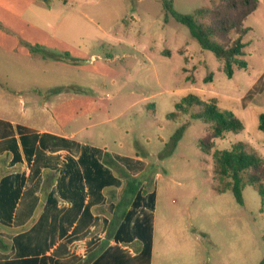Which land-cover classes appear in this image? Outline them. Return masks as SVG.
I'll return each mask as SVG.
<instances>
[{"label":"rangeland","instance_id":"374dc122","mask_svg":"<svg viewBox=\"0 0 264 264\" xmlns=\"http://www.w3.org/2000/svg\"><path fill=\"white\" fill-rule=\"evenodd\" d=\"M218 1L0 0V113L25 115L28 99L36 96L39 108L31 121L37 126L58 130L57 121L69 133L81 129L78 137L107 149L127 173L133 160L143 162L148 180L131 213L141 206L134 199L152 189L145 199L154 208L147 228L152 264L264 259V198L250 184L243 187V205L230 190L218 193L213 158L215 150H230L236 142L264 158V132L258 129L264 113V0L244 21L250 29L243 37L248 67L235 68L232 77L166 8L168 3L178 14L193 15ZM190 94L214 99L243 129L204 150L200 142L210 124L191 116L199 107L168 117Z\"/></svg>","mask_w":264,"mask_h":264},{"label":"crops","instance_id":"0c3cea01","mask_svg":"<svg viewBox=\"0 0 264 264\" xmlns=\"http://www.w3.org/2000/svg\"><path fill=\"white\" fill-rule=\"evenodd\" d=\"M28 102L18 118L0 113V264H152L154 208L145 206L152 189L144 199L136 195L141 206L131 213L135 196L126 192L122 164L78 137L81 129L37 126L31 120L40 101ZM144 167L133 160L128 174L139 177Z\"/></svg>","mask_w":264,"mask_h":264},{"label":"trees","instance_id":"16d2710c","mask_svg":"<svg viewBox=\"0 0 264 264\" xmlns=\"http://www.w3.org/2000/svg\"><path fill=\"white\" fill-rule=\"evenodd\" d=\"M257 7L258 0H219L210 7L197 9L193 15H182L175 12L171 4L166 3L170 14L188 27L200 47L212 51L224 62V72L229 77L233 76L235 68L248 67L244 59L246 43L243 37L250 29L244 25V21ZM208 78L206 82L212 81ZM192 107H199L192 113L193 118L210 124L209 131L200 142L208 152L214 146L213 140L223 138L228 132L237 133L243 129V123L232 112L221 111L214 99L205 101L196 94L183 98L176 104L177 112L170 113L168 117L175 119L179 113L188 114ZM188 126L189 123H185L178 128L174 135L175 142ZM258 129L264 132V113L259 115ZM213 158L215 189L218 193L230 190L236 201L243 205V187L250 184L264 198V158L254 150L249 149L243 142H236L230 150H215ZM118 169L126 180V192L136 197L139 187L148 179L143 175L132 177L119 166ZM227 178L229 180L222 185ZM0 245H5L1 238ZM259 264H264V259Z\"/></svg>","mask_w":264,"mask_h":264}]
</instances>
